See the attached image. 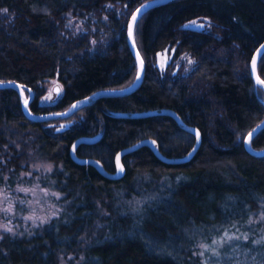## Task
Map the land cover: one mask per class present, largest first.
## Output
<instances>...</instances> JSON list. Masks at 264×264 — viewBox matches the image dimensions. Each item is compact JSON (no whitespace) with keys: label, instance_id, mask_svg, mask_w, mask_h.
<instances>
[{"label":"trees","instance_id":"16d2710c","mask_svg":"<svg viewBox=\"0 0 264 264\" xmlns=\"http://www.w3.org/2000/svg\"><path fill=\"white\" fill-rule=\"evenodd\" d=\"M146 2L0 0V82L31 88L35 115L130 87L138 63L129 21ZM196 22L204 28L188 26ZM134 30L146 69L131 94L104 96L68 118L36 122L18 89L0 88V186L42 184L61 195L62 210L31 236L2 237L0 264H203L193 253L199 239L251 217L260 216L257 227L264 228V156L245 147L264 120V91L251 71L264 41V0H172L141 16ZM257 69L264 80V52ZM53 78L64 93L41 103ZM166 107L202 131L189 164L167 166L145 146L124 158L127 176L110 181L72 160L74 140L97 134L101 139L80 146L78 155L97 158L110 171L120 149L145 137L158 139L166 155L187 154L195 138L172 117L115 116ZM251 145L264 149V129ZM146 171L164 179L136 191L134 175ZM133 192L154 197L132 213Z\"/></svg>","mask_w":264,"mask_h":264},{"label":"rangeland","instance_id":"374dc122","mask_svg":"<svg viewBox=\"0 0 264 264\" xmlns=\"http://www.w3.org/2000/svg\"><path fill=\"white\" fill-rule=\"evenodd\" d=\"M47 87V94L41 99V103H52L64 93V86L58 78L50 79ZM43 169L46 173L50 170V166L45 165ZM28 174L31 173L28 172ZM163 179L159 175L156 181L150 172H138L134 175L135 189L144 191L139 190L144 182L152 188H157ZM132 195L129 202L132 213L138 211L141 202H145V198L150 201L154 197V193L147 195L144 192ZM60 198L59 193L42 184L17 185L11 189L5 185L0 186V239L7 234L19 237L31 236L44 224L59 217L62 210L57 203ZM260 219V216L251 217L245 223L232 222L226 228L216 229L211 236H205L197 241L193 253L200 254L203 264H264V248L262 247L264 228L257 227ZM8 228L12 231H7ZM225 232L232 239L224 237ZM222 238H224L222 243L213 244V241H221ZM249 241H251L250 246L247 245ZM202 245L209 247L206 249Z\"/></svg>","mask_w":264,"mask_h":264},{"label":"water","instance_id":"95a60500","mask_svg":"<svg viewBox=\"0 0 264 264\" xmlns=\"http://www.w3.org/2000/svg\"><path fill=\"white\" fill-rule=\"evenodd\" d=\"M172 0H150V2H146L138 7V9L132 14L131 19L129 21V27H128V43L131 52L133 53L136 63H138V76L136 78V81L128 88L125 89H118V90H103L98 91L90 96H87L83 99H80L76 101L74 104H72L67 110L47 115H35L31 112L29 109L30 103L34 100V91L27 87L24 84L17 83V82H0V88H8L13 87L19 90L21 97L24 101V111L26 115L36 121V122H45L53 119H65L70 116H72L77 110L82 109L86 106L92 105L95 101H97L99 98L104 96H123L128 95L133 92H135L137 89H139L142 86L144 77H145V63L143 61L142 55L137 49L136 41H134V28L138 20L141 16L146 14L148 11H150L152 8L161 6L162 4H166L171 2ZM191 28H198L203 29L204 27L202 24L196 22L195 24L188 25ZM264 52V41L259 46L255 54L253 55V59L251 62V71H252V77L253 80H255L256 85L264 91V84L260 83L262 80L259 71L257 69L258 63L260 60L261 55ZM167 56L168 51L165 50L164 56H163V62H165V66H167ZM159 64L161 65L163 62L161 58L159 57L158 60ZM27 92L29 93V97H27ZM264 102V101H263ZM115 116L118 118H142L145 117H155V116H169L172 117L178 125L185 130L188 133H191L195 138L194 145L190 148V151L187 154L179 155V156H172V155H166L161 149H160V143L158 139H155L153 137H145L142 138L135 143H132L130 145H127L120 149L115 157V169L113 171H110L105 168L103 163L97 159L92 157H81L78 155V149L82 145H90L95 144L101 139V135L97 134L95 136H87L82 135L79 136L74 140L70 147V156L72 160L81 166H92L97 170V172L103 176L105 179L110 181H121L127 176V168L124 163V158L135 151L144 148L145 146L148 147L156 158L159 159L162 163L165 165H184L189 164L191 161H193V158L198 154L200 151L201 145L203 143V135L201 129H199L196 126L187 124L185 120L180 116L178 112H176L172 108H155V109H149L144 111H136V112H116ZM66 126H69L67 124ZM264 129V120L255 127L253 131L250 133H253V136L251 137V141L249 142V136L247 135V138L245 140V147L247 148L248 152L253 156H264V149L258 150L254 149L252 144L253 139L257 134ZM122 169V170H121Z\"/></svg>","mask_w":264,"mask_h":264},{"label":"snow or ice","instance_id":"6c2138e0","mask_svg":"<svg viewBox=\"0 0 264 264\" xmlns=\"http://www.w3.org/2000/svg\"><path fill=\"white\" fill-rule=\"evenodd\" d=\"M3 11L6 12L7 9H4ZM260 83L264 84V80H261ZM248 136H249V142H250V141H251V137L253 136V133H249ZM121 170H122V169H121ZM7 231L11 232L12 230H11L10 228H8ZM224 237H226V238L229 239V240L232 239V237L228 236V233H227V232H225ZM245 238H246V237H245ZM223 239H224V238H222L221 241H213V244H220V243L223 242ZM202 247H204V248L207 249L209 246H208V245H202ZM202 254H203V253H202Z\"/></svg>","mask_w":264,"mask_h":264}]
</instances>
